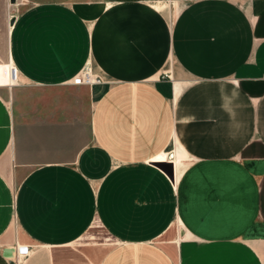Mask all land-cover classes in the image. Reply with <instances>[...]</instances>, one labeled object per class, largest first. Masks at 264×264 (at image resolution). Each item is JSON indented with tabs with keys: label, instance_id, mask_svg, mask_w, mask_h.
<instances>
[{
	"label": "crops",
	"instance_id": "crops-1",
	"mask_svg": "<svg viewBox=\"0 0 264 264\" xmlns=\"http://www.w3.org/2000/svg\"><path fill=\"white\" fill-rule=\"evenodd\" d=\"M21 1L0 264H60L94 221L97 264H264V0Z\"/></svg>",
	"mask_w": 264,
	"mask_h": 264
},
{
	"label": "rangeland",
	"instance_id": "rangeland-1",
	"mask_svg": "<svg viewBox=\"0 0 264 264\" xmlns=\"http://www.w3.org/2000/svg\"><path fill=\"white\" fill-rule=\"evenodd\" d=\"M23 7L24 5L21 0H0V62H10L8 57L9 28L11 21L18 15ZM0 65L2 64L0 63ZM7 66H9L10 69V65L8 64ZM90 73L94 76L91 69ZM18 82L19 80L16 83ZM16 83H12V81H10L6 85L8 88H13ZM176 150L177 144L172 146L170 151H172L173 155H175L177 152ZM188 161L189 159H185L184 156L181 160H177L172 165L170 164L171 174L178 175L181 172L183 165H186ZM177 229V223H174V226L171 230H169L166 236L163 237L161 243L172 244V242L177 239L175 236L178 232ZM111 244L112 239L110 238L108 232L98 222L94 221L83 236L59 253L61 259H64L60 262V264H97L100 258L104 255L106 249H108Z\"/></svg>",
	"mask_w": 264,
	"mask_h": 264
},
{
	"label": "built area",
	"instance_id": "built-area-1",
	"mask_svg": "<svg viewBox=\"0 0 264 264\" xmlns=\"http://www.w3.org/2000/svg\"><path fill=\"white\" fill-rule=\"evenodd\" d=\"M10 71L11 74L13 75L12 76L13 79H16V77L18 76V71L16 70V67L13 64L12 66H10ZM90 78H91L90 69L83 67V70L72 78V83L84 85V84L98 83L101 81L99 77L97 78L93 76L92 79ZM24 250L26 249H22L21 252H24Z\"/></svg>",
	"mask_w": 264,
	"mask_h": 264
},
{
	"label": "bare ground",
	"instance_id": "bare-ground-1",
	"mask_svg": "<svg viewBox=\"0 0 264 264\" xmlns=\"http://www.w3.org/2000/svg\"><path fill=\"white\" fill-rule=\"evenodd\" d=\"M12 76L13 75L11 74V71L9 69V66H7V65H0V84L6 85L10 81H12V83H16L19 80V71H18V76L16 77V79H13ZM90 79H92V75H91V78Z\"/></svg>",
	"mask_w": 264,
	"mask_h": 264
},
{
	"label": "water",
	"instance_id": "water-1",
	"mask_svg": "<svg viewBox=\"0 0 264 264\" xmlns=\"http://www.w3.org/2000/svg\"><path fill=\"white\" fill-rule=\"evenodd\" d=\"M158 164L161 165L165 169V171H167V172L169 171L168 174H169V176H171V165L169 163H167V162H158Z\"/></svg>",
	"mask_w": 264,
	"mask_h": 264
}]
</instances>
